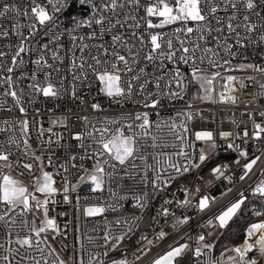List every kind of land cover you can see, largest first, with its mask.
Wrapping results in <instances>:
<instances>
[{
    "label": "built area",
    "instance_id": "1",
    "mask_svg": "<svg viewBox=\"0 0 264 264\" xmlns=\"http://www.w3.org/2000/svg\"><path fill=\"white\" fill-rule=\"evenodd\" d=\"M142 3H147V0H142ZM6 5H15L20 9L29 7L30 11L29 0H0V11H3ZM78 8L77 5V10ZM129 10H131L130 5L124 11ZM124 11L120 13L121 18L124 17ZM219 14L226 15L223 12ZM243 14L242 11L241 17ZM72 15L76 16V10ZM133 15L139 20L146 13L141 7ZM261 15H264V11L261 12ZM13 16L14 13L10 11L6 14L7 18H0V25H3V30L9 33L7 38L0 37V51L6 53L3 57L6 66L11 65L12 56L16 51L14 45L18 42V37L13 31ZM149 19L154 24H158L162 18L149 17ZM252 19L256 21L257 17L253 15ZM19 20L21 25L28 23V20L23 16ZM59 23L60 28L57 31L65 33L70 20L67 17H62ZM132 23L134 21L129 20L123 28H114L111 33L104 35L103 41L85 39L83 43L89 45L106 43L109 46V51L115 47L120 54L129 57L125 46L119 43L112 44V35H121L128 47L132 48L133 55L139 53L134 71L139 74V69L143 68L148 73L147 78L152 81L147 86L146 94L157 92L155 80L161 75L164 76V79L159 81L163 92H180L181 89L176 87L175 81L171 82V86L166 84V81L170 79L171 70L179 67L186 77L183 82V98L161 97V103L155 109L143 107L139 103L143 97L139 95H134L131 100L117 102L116 99L104 95L100 90L102 85L93 74L89 73V79L83 83L73 80L75 69L71 67L72 54L75 51V56L79 59L81 52L79 49L73 48V43L67 34H63L59 41L49 43V37L44 36L43 31L38 32L35 37L37 44L49 43V51L45 53V59L51 67H38L35 60L39 57L33 51L31 54H21L24 63L12 73L0 71V145H3L0 151L12 153L9 156L12 167L10 169L3 168L2 171L4 174L32 182L41 174V161L34 157L42 158L44 165L42 170L52 174L56 181L55 187L58 189L57 195L54 197L56 203L49 204V216L54 217L61 231L66 233V238L57 235L55 241L52 240V233H49L47 238L60 257L67 261V264H74V261L80 256H83L85 264H87L89 254H98L104 264H113V261L123 259L125 256L129 264H152L153 259L163 255L170 245L176 246L184 243H188L192 249V252L188 253V260L185 264H230L229 257L235 255L231 250L245 243L247 237L241 245H229L222 248L221 251H215L214 246L210 250L205 249L204 254L199 258L194 255V251L197 247V237L205 235L203 228L206 219H211L215 213L234 202L239 198L240 193L245 195L248 192L252 197H264L259 194L253 195L256 185L260 180H264V175H262L264 173V156L253 167L252 172L244 180H241L239 177L243 175L242 165L247 161L238 155L239 150L244 149L248 151L251 159L261 155V152L257 151V147L264 150V132L260 133V140L254 139L253 135L257 131L255 124H260L264 128V116L261 115L264 113V87H261L264 85V73L250 68L242 70L239 67L248 64L264 67V41L260 40V36L264 35V28H258L257 31L249 33H245L243 28L237 29L241 34L240 37H237L235 33L229 35L225 29L224 37L227 39V43L232 45V54L229 55V51L223 47L224 38L219 40V47L217 40L213 39V37H218L219 33L213 32L212 36H208L205 45L204 40L197 41L196 33L191 35L185 32L177 33L176 30L181 27L180 23L155 29H148L143 20H140L139 28L130 27L129 25ZM188 26L196 27L191 22ZM93 30L84 27L79 30L78 34L87 36ZM22 31L28 35L27 29H22ZM133 32L136 33L135 37ZM150 33L162 34L165 41L171 39L173 43L172 49H168L166 44H162L160 50L151 52L154 62L144 59L145 55L151 51ZM141 36H143L142 43L139 39ZM237 39H240V44H237ZM181 40L184 41V46L189 48L199 42L202 46L212 48L218 53L215 59L222 66L210 67L207 57L204 64L201 65L207 69L208 75L217 71L220 73L213 82L211 102L207 103L208 100L201 98L199 101L192 100L190 65H185L183 62L174 63L163 56H161L163 65L160 60H155V57L164 51L175 52L177 56L181 55ZM79 43L81 42L77 41V44ZM9 44L13 47L6 46ZM52 50L57 52L60 60L52 59ZM90 51L96 52V49L91 48ZM200 54L202 53L198 51L197 55ZM83 55L90 59L88 49L84 50ZM225 60L230 63L225 64ZM33 75L36 77L35 80L31 79ZM121 75L123 76L124 73ZM127 75L131 76L132 73ZM7 76L12 77L14 84L4 83ZM229 76L237 78L231 85L227 79ZM143 79L142 76L141 81ZM48 82H51L57 89H61L58 97H45L42 92L30 87L33 84L47 86ZM74 85L75 97L72 95ZM89 85L91 86L89 87ZM9 91L17 92V97L20 99L19 105L16 104V100L12 96L5 95ZM204 95L205 93L201 89L200 96ZM221 95L224 96L223 101L220 98ZM229 96L236 98L235 103L228 99ZM92 103H99L101 110L92 109ZM20 107H23L25 112L22 113ZM137 112H147L152 122V127L149 129L150 136L147 138L148 142L144 149L147 162L141 163L139 160L136 162L138 170L134 173V179L126 178L124 167L118 165L114 170L116 173L114 178L105 177L103 190L92 191L93 185L90 182H81L79 178L83 176L87 180V176L94 170L97 159L102 161L107 159V156L91 158L85 156V149L78 147L80 141L74 139V136L76 134L83 135L84 143L88 145L92 141L87 137L86 132L94 131L93 125L97 128L107 126L114 131L117 128L126 130L127 124L132 123L133 130L138 132L139 129L136 126L142 121L127 119L128 114L134 115ZM189 114L191 119H188ZM84 117L88 118L89 123H85ZM25 120L28 122L27 131H21V123ZM106 121H119V123L106 124ZM161 121L175 123L177 125L176 134H170L163 124L158 129L156 125ZM180 125H184L188 129L187 132H184ZM198 131L213 133L215 150L209 147V142L196 140L195 133ZM245 131L248 133L247 136L243 135ZM222 133H231V135L224 138ZM95 135L98 136L99 133H95ZM179 135L184 136L183 141L177 138ZM151 136H156L158 142L163 141V146L152 147ZM13 140L16 142L15 144L10 143ZM25 140L30 147H25ZM229 143L238 146V148L236 150L229 148ZM17 144L19 147L16 146ZM189 145L191 146L189 147ZM97 147L92 144V149ZM92 149L88 151L91 152ZM201 150L209 155L210 159L199 168H191L190 171L180 175L168 167V157H171V162L177 165L188 163L181 152L185 155L191 154L193 163L198 162ZM73 155L77 157L76 160L71 159ZM82 156L85 158L80 159ZM236 160H240V164H236ZM49 161H51L50 164ZM3 163L0 161V164ZM26 163L33 165L31 172L23 168V164ZM112 163L116 162L112 161ZM223 164H227L228 168L224 171V176L217 178V175L212 173V169ZM148 165L152 167H148ZM85 169H87V173ZM169 174L175 178L169 181ZM157 175L160 176L159 180L156 179ZM122 177L125 178L122 179ZM165 181H169L168 186L165 185ZM73 186L76 187L73 189ZM65 187L69 189L67 193L64 192ZM197 189H199L198 192ZM65 195L68 196V200L64 199ZM203 196L217 199L210 202L209 208L201 212L197 205ZM185 199L190 201L187 206L182 204ZM165 200L170 203L165 204ZM145 201L147 206L139 207ZM114 205L116 206L115 210H113ZM87 207H102L105 211L100 215L88 216L85 212ZM164 209L169 210L168 216L163 215ZM253 209L259 211L254 205L251 207V210ZM158 212L161 214L157 215ZM28 218L34 219L37 225L41 222L39 214L35 217L30 214ZM184 218H188V223H177L178 219ZM134 219L135 223L131 224L130 238H125L119 245L121 251L117 254L109 251L108 255L104 256L103 252L107 250L102 247L105 244L104 237L109 233L117 236L123 234L129 227L126 221ZM144 224L149 227L145 231L147 239H139L135 246L125 247L126 242L135 237ZM160 231L167 233L163 240L157 239V234ZM24 234L21 232V235ZM14 238L15 236H13ZM148 240H152L153 244L149 245ZM0 242H4L2 237H0ZM250 242L254 243L255 240ZM65 245L67 247H64ZM81 246L83 247L82 252L80 251Z\"/></svg>",
    "mask_w": 264,
    "mask_h": 264
},
{
    "label": "snow or ice",
    "instance_id": "2",
    "mask_svg": "<svg viewBox=\"0 0 264 264\" xmlns=\"http://www.w3.org/2000/svg\"><path fill=\"white\" fill-rule=\"evenodd\" d=\"M29 7L23 9L17 8L15 5L4 6L3 11H0V18H7L8 12H13V31L18 42L14 45L16 48L15 53L12 56L11 65L6 66L3 57L5 52L0 51V71L12 73L20 65L24 63L21 54H31L33 51L38 55V59L35 60V64L38 67H51L45 59V53L49 51V43H55L62 38L63 34H67L73 43L74 49H79L81 55L79 59L75 56V51L72 54L71 67L75 69L73 72V80H79L82 83L89 79V73L95 76V79L100 82L102 88L100 89L105 96L116 99L117 102L122 100H131L134 95L143 97L139 103L143 107L157 108L161 103V97L167 96L170 98H183L182 91L184 88L185 75L179 67L171 70L170 79L166 81L168 86H171V82H176V87L180 88V92H163L161 90L160 80L164 79L161 75L155 80L156 93L148 92L146 94L147 86L150 81L148 73L143 68L139 69V74L134 71V65L138 63L137 56L139 53L133 55L132 48L128 47L127 42L123 40V37L119 34L112 35V44L117 43L125 46L129 53V57L120 54V52L112 47L109 51V46L106 43H100L98 45H89L83 43L85 39L88 40H101L103 41L106 33H111L114 28H123L128 24L129 20L134 21L131 25L132 28L140 27V20H143L148 29L163 28L166 25L180 23L181 27L176 30L177 33L185 32L187 34H197V41L204 40L207 44V37L212 36L213 32L219 33L218 37H213L217 40V46L219 47V40L224 38L223 47L229 51L231 55L232 45L227 43V39L224 37L225 29L228 34H236L240 37V33L237 29L243 28L245 33L255 32L258 28H264V15L261 12L264 11V0H147V3H142V0H29ZM77 5L79 6L77 10ZM131 6V10L124 11L128 6ZM143 8L146 15L140 17L138 20L133 15L134 12ZM76 10V16L72 15ZM124 11V17H120V13ZM243 11L241 17L240 13ZM225 13L221 16L219 13ZM230 13V14H229ZM257 17L256 21H253L252 16ZM23 16L28 20L27 24L21 25L19 18ZM67 17L70 20V24L66 27L65 33H60L57 29L60 28V19ZM149 17L162 18L160 23L154 24ZM194 23L195 28L188 26L189 23ZM214 22V23H213ZM235 22V23H234ZM215 25V26H214ZM3 25H0V37L7 38L9 36L8 31L3 30ZM94 29L88 33L87 36L79 35L81 28ZM22 29L28 30V35H25ZM43 31L44 36L49 37V43L38 45L35 41V37L38 32ZM51 34V35H50ZM133 36L136 33L133 32ZM151 51L145 55L144 59L149 62H154V57L151 52H155L162 48V44H166L168 49L173 48L171 39L164 40L162 34H149ZM143 42V36L140 38ZM260 40L264 41V35L260 36ZM77 41L81 43L77 44ZM237 44H240V39H237ZM181 55L177 56L175 52L164 51L160 55L155 57V60H160L163 65L161 56L173 61L174 63L183 62L185 65L191 67V77L199 84L203 89L205 95L201 99L210 100L211 92L213 91V82L220 75V73L214 72L211 75L207 74V69L201 67L204 64L207 57V63L210 67H220L215 57L218 55L212 48L202 46L199 42H196L194 47L189 48L184 46V41H180ZM12 48L13 45H6ZM62 47V45H59ZM244 47V45H241ZM91 48H95L96 52L90 51ZM89 50V58L83 55L84 50ZM202 54L197 55V52ZM52 59L60 60L55 50L51 51ZM103 57V58H102ZM19 58V59H18ZM225 64L230 61L225 60ZM240 69L250 68L256 71L264 73V67H257L253 64L240 65ZM121 73H124L122 76ZM128 73H132L128 76ZM144 77L141 81V77ZM31 79L35 80L33 75ZM229 84L237 78L234 76L227 77ZM4 83L14 84L11 76H7L4 79ZM91 85H89L90 87ZM243 84L241 83V87ZM33 90L42 92L45 97H58L61 89H57L51 82L47 83V86H40L33 84L30 86ZM264 87V85H261ZM62 88V85H61ZM231 90V89H230ZM5 95H10L16 100V104H20V99L17 97L16 91L6 92ZM72 95L75 97V85L73 86ZM155 96V98H153ZM79 98V97H77ZM221 100H224V96L221 95ZM233 103L236 98L229 96ZM83 102V101H81ZM91 108L94 110H101L99 103H92ZM20 111L23 113L25 109L20 107ZM159 115V113H157ZM264 116V113H261ZM128 120L142 121L136 127L138 132L133 130V124L128 123L127 129L117 128L114 131L110 130L107 126L97 128L93 125V130L87 131L86 135L91 139L92 143L85 145L84 136L76 134L74 139L80 141L78 147L85 149V156L91 157H104L107 159H97L94 170L85 177L81 176L79 179L81 182H90L92 191H102L105 182V177L114 178L117 166H123L125 169V177L128 179H134V173L138 170L137 161L141 163L147 162V157L144 155L145 145L148 142L147 138L150 136L149 129L152 127V122L149 119L148 113H135L127 115ZM188 119H191V115H188ZM85 123H89L88 118L84 117ZM107 123H119V121H106ZM163 124L170 134L175 135L177 125L175 123H167L161 121L157 123L156 127L161 128ZM28 122L25 120L21 123V131H27ZM184 132H187V128L184 125H180ZM257 129L254 132V139L260 140V133L264 132V128L260 124H255ZM99 133V135H95ZM130 133V134H129ZM222 137L227 138L231 133H222ZM244 136L248 133L245 131ZM181 141L184 140L183 135L177 137ZM196 140L209 142V147L213 150L216 148L214 142L213 133L211 131H198L195 133ZM15 144L16 142L10 141ZM25 147H30L27 141H24ZM92 144L97 145L96 149H92ZM163 141H157L156 136H151V146L161 147ZM19 147V144L16 145ZM191 145H189L190 147ZM3 145H0L2 148ZM229 148L236 150L238 146H234L232 143L228 144ZM92 149L91 152L88 150ZM257 151L261 152V155H257L254 158H249L247 150L240 149L238 155L245 159L247 162L242 165L243 175L239 179L244 180L249 173L252 172L253 167L261 161L264 156V150L257 147ZM184 158L188 163L184 165H177L171 162V157H168V167L175 170L176 173L183 175L190 171L191 168H199L207 160L210 159L203 150L198 155V162H192L191 154H184ZM12 155L9 151H0V161L4 162L0 164V237L4 242H0V264H67L65 259H62L57 253L56 249L52 247V244L48 241V234L52 233V240L55 241L56 236H64L66 233L61 231L54 217L49 216V204H55L54 197L57 195L58 189L55 187L56 181L53 179L52 174L47 171H43L42 158L39 156L34 157L36 160L41 161V175L34 181L33 190L30 191L22 181L14 178L10 174H4L3 168H11L12 163L9 161V156ZM162 155V154H161ZM85 157H80L84 159ZM72 160H76L77 157L73 155ZM115 161L116 163H112ZM19 163V161H17ZM51 161H49V164ZM236 164H240V160L235 161ZM32 164H23V168L31 172ZM75 167V165H73ZM148 167H152L148 165ZM228 165H218L212 169V173L217 175V178L224 176V171L227 170ZM107 169V170H106ZM87 173V169H85ZM264 175V173H262ZM125 177H122L125 178ZM175 177L169 174V181ZM157 180L160 176L157 175ZM231 183V178L229 177ZM169 181H165V185H169ZM76 186H73V189ZM68 187L64 188V192H68ZM199 189H197V192ZM231 191V189H228ZM41 193L45 197L41 199L37 197L36 193ZM259 194L264 196V180H260L253 190V195ZM65 200H68V196H64ZM217 198H210L203 196L198 202V210L203 212L209 208L210 202H214ZM247 197L243 194H239L234 202L226 205L218 213H215L211 219L207 221V225H211L213 228L227 230L235 218H238L242 213V208L247 201ZM143 200V198H141ZM165 204L170 201L165 200ZM182 204L187 206L190 201L185 199ZM147 206V202H143L139 207L144 208ZM115 205L113 210H115ZM105 211L102 207H87L85 212L88 216H96L103 214ZM256 216H264V212L252 210ZM35 217L37 214L41 217L39 225L36 224L34 219H29V215ZM161 213H157L160 215ZM169 210L164 209L163 215L168 216ZM140 219V218H136ZM119 223V222H117ZM129 224L128 229L121 235L117 236L109 233L104 237L105 244L102 245L106 251L103 252L104 256H107L109 251H116L119 248L125 238H130L129 234L132 232L131 224L135 223V219L132 221H126ZM178 224L188 223V218L178 219ZM24 232V235H21ZM43 234V235H42ZM13 236L15 238L13 239ZM167 236V233L160 231L157 234V239L163 240ZM140 240H146V235H141ZM255 242H250L252 240ZM91 241V238H89ZM205 235H199L197 237V247L195 248L194 255L199 258L204 254V250H210L213 245L206 243ZM139 242V241H138ZM149 245L153 244L152 240L147 241ZM16 245V247H13ZM111 245V247H109ZM64 247H67L66 245ZM80 251H83L81 246ZM235 255L229 257L230 264H259L258 258H254L251 255L254 252L259 254V257H264V221L252 223L247 228V240L240 247L232 249ZM189 252H192L188 243L178 244L176 246H169V249L160 255L158 258L153 259L152 264H181L183 257ZM74 264H85L83 256H80L74 261ZM87 264H104V261L99 258L98 254H89ZM113 264H129L127 257L123 259L113 261Z\"/></svg>",
    "mask_w": 264,
    "mask_h": 264
},
{
    "label": "trees",
    "instance_id": "3",
    "mask_svg": "<svg viewBox=\"0 0 264 264\" xmlns=\"http://www.w3.org/2000/svg\"><path fill=\"white\" fill-rule=\"evenodd\" d=\"M190 93L193 101H199L201 98V89L200 87L190 80ZM245 196L248 198L245 205L242 208V213L238 218H235L231 223L229 229L220 230V234L217 240L212 243L215 251H221L222 248L233 245H241L247 237V228L256 222H261L264 220V216H256L251 210V207L254 205L256 209L264 212V197H252L248 192L245 193ZM148 225L144 224L135 237L128 240L125 244V247H133L136 245L137 241L141 235H145V231L148 230ZM205 235L207 236L206 227L203 228ZM243 245V244H242ZM241 245V246H242ZM121 251V248H118L116 251H112L113 254H117ZM251 255H259L257 252L252 253ZM188 260V254L183 257L181 264H185Z\"/></svg>",
    "mask_w": 264,
    "mask_h": 264
},
{
    "label": "rangeland",
    "instance_id": "4",
    "mask_svg": "<svg viewBox=\"0 0 264 264\" xmlns=\"http://www.w3.org/2000/svg\"><path fill=\"white\" fill-rule=\"evenodd\" d=\"M191 80L192 81H194L193 79H192V77H191ZM198 86H199V84H197ZM200 87V86H199ZM208 102H211V99L210 100H208L207 101V103ZM43 171H45V170H43ZM41 175V174H40ZM14 178H16V179H18V180H20V181H22L26 186H28L29 187V190L30 191H32L33 190V185H34V181H27V180H24V179H22V178H20V177H15L14 176ZM36 195H37V197H39V198H41V199H44L45 197L43 196V194H41V193H36ZM210 219V218H209ZM209 219H206L205 220V227H206V230H207V236H206V243H214L216 240H217V238H218V236H219V234H220V230L221 229H216V228H213L211 225H207V221L209 220ZM244 244V243H243ZM254 258H258V261L259 260H261V259H263L264 260V257H259V255H256V257H254ZM264 264V263H263Z\"/></svg>",
    "mask_w": 264,
    "mask_h": 264
},
{
    "label": "crops",
    "instance_id": "5",
    "mask_svg": "<svg viewBox=\"0 0 264 264\" xmlns=\"http://www.w3.org/2000/svg\"><path fill=\"white\" fill-rule=\"evenodd\" d=\"M254 257H256V256H254ZM263 263H264L263 259L259 260V264H263Z\"/></svg>",
    "mask_w": 264,
    "mask_h": 264
}]
</instances>
